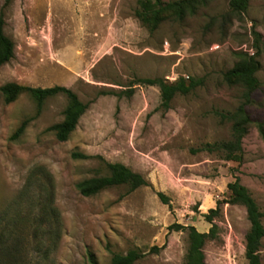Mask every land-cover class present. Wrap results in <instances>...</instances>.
Returning <instances> with one entry per match:
<instances>
[{"label": "rangeland", "instance_id": "1", "mask_svg": "<svg viewBox=\"0 0 264 264\" xmlns=\"http://www.w3.org/2000/svg\"><path fill=\"white\" fill-rule=\"evenodd\" d=\"M3 3L13 55L0 65V86H64L86 108L57 141L47 128L62 119L63 94L46 97L37 111L26 92L9 103L0 93V264H108L112 253L130 249L142 253L132 264H183L186 234L172 225L206 232L211 223L204 264H247L245 209L225 202L226 184L238 178L248 189L264 227V0H248L242 15L227 0H193L181 18L165 15L152 31L135 17L136 0ZM249 48L260 62L261 88L244 106L253 120L240 160L224 159L203 146L230 139L227 115L244 101V89L223 73L239 55L251 56ZM178 77L198 84L175 93L167 108L157 85L141 81ZM108 162L146 184L79 194L76 183L107 175ZM215 206L209 223L203 215ZM258 254L264 264V237Z\"/></svg>", "mask_w": 264, "mask_h": 264}, {"label": "trees", "instance_id": "2", "mask_svg": "<svg viewBox=\"0 0 264 264\" xmlns=\"http://www.w3.org/2000/svg\"><path fill=\"white\" fill-rule=\"evenodd\" d=\"M10 0H4L7 5ZM137 8L134 10L135 17L149 31L154 30L165 15H173L175 18H181L185 9L192 7L193 0H176L172 2H162L161 0H136ZM248 0H227L228 10L237 15L245 13ZM3 19L0 15V65L7 62L13 55L12 41L3 32ZM255 36L256 33H253ZM255 48L256 44H254ZM259 69V61L254 56L246 54L239 55V59L223 73L224 79L228 83L239 82L243 86L242 96L244 101L236 107L235 111L228 113L227 118L231 120L230 139L227 141L205 143L203 148L207 151L219 150L223 152L224 159H233L239 161L241 158L240 142L246 133L247 124L250 122L249 116L244 106L250 102V93L259 86L255 77V72ZM142 82L150 85H157L160 95V105L163 108L168 107V103L175 93L186 94L195 85L198 80L189 79L187 82L178 77L173 82H166L162 79H142ZM26 92L34 101L37 111L42 101L51 95L61 93L66 97V104L62 111L60 122L49 126L57 141H64L68 134L74 129L79 116L84 112L86 104L82 103L77 96L68 88L60 85L49 87H31L23 86L14 82H7L0 86V93L5 103L13 101L18 94ZM25 120L20 123L11 138H16L24 128ZM74 157L83 158L81 153H72ZM108 174L105 176L90 177L76 183L75 187L82 196H89L97 193L99 190L118 184H125L126 192L145 185L146 181L137 172L132 171L119 162L106 163ZM228 197L225 202L237 204L245 209V217L248 221V228L244 234V257L247 264H260L259 246L264 237V227L261 223L263 213L259 210L257 203L251 196L248 189L242 185L238 178L226 184ZM161 202L166 203L167 199L160 192L157 193ZM218 211V206L209 208L203 215L204 219L211 223L212 216ZM175 228L185 231L186 246L183 254V264H204L203 245L213 236L215 225L210 224L206 232H200L193 225H172ZM142 253L130 249L125 253H112L108 264H132L140 258Z\"/></svg>", "mask_w": 264, "mask_h": 264}, {"label": "crops", "instance_id": "3", "mask_svg": "<svg viewBox=\"0 0 264 264\" xmlns=\"http://www.w3.org/2000/svg\"><path fill=\"white\" fill-rule=\"evenodd\" d=\"M259 64H260V62H259ZM260 68V67H259ZM258 71V70H257ZM256 71V72H257ZM256 72H255V77L257 78V76H256ZM257 80H258V82H259V86L257 87V88H255L251 93H250V102H251V100H255V97H254V91L255 90H257L259 87H260V81H259V79L257 78ZM261 88V87H260ZM257 100V99H256ZM263 103H264V101H263ZM248 116H249V114H248ZM249 119H250V121L251 120H253L250 116H249ZM259 125V124H258Z\"/></svg>", "mask_w": 264, "mask_h": 264}, {"label": "built area", "instance_id": "4", "mask_svg": "<svg viewBox=\"0 0 264 264\" xmlns=\"http://www.w3.org/2000/svg\"><path fill=\"white\" fill-rule=\"evenodd\" d=\"M211 49H216V48H218V45L217 44H214V45H212L211 47H210ZM248 50V54L249 55H253L254 54V52L252 51V49H247Z\"/></svg>", "mask_w": 264, "mask_h": 264}]
</instances>
